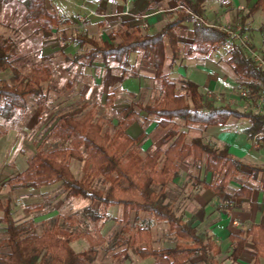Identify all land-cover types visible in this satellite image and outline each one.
Returning <instances> with one entry per match:
<instances>
[{"label": "trees", "instance_id": "trees-1", "mask_svg": "<svg viewBox=\"0 0 264 264\" xmlns=\"http://www.w3.org/2000/svg\"><path fill=\"white\" fill-rule=\"evenodd\" d=\"M47 1L20 0L26 12L25 21L36 25V32L42 34H51L61 26L78 29L71 41L79 48L86 44L90 46L83 55L87 60L86 65L92 66L97 58H100L104 66L115 63L124 78L123 75L132 65V55H139L149 63L154 79L160 82L162 98L152 105L137 107L148 119H152L156 127L166 130L162 143L167 147L163 151L159 148L145 158L136 152L135 146L141 141L143 134L136 137L128 134V130L136 123L131 110L126 111L113 134L103 131L102 125L94 121L90 110L79 118L65 115L51 126L50 134L68 142L69 147L37 151L29 159L26 168L7 180V184L29 191L59 184L67 197L98 202L105 208L122 207L124 224L115 235L116 242L123 241L134 246L135 253L142 260L151 259V264H187L195 259L202 264H218L220 245L216 244L207 231H197L190 226L183 214L174 213L167 201L166 188L179 177L181 165L191 159L200 163L205 173L214 179L211 183L201 182L200 187L209 190L218 199L219 206L227 209L234 199L250 198L252 195V189L246 185L228 192L229 183L243 175L247 166L230 155L227 145L214 148L204 144L201 139L186 142L184 134L177 131V122L208 128L224 127L230 119L243 117L249 125L242 132L251 143L254 139H259V134L264 131V98L257 112L241 114L228 105H216L212 100L206 99L198 85L189 79L180 80L182 92H179L166 72L167 51L171 55L170 64L173 65L180 52L177 31L182 24L188 23L191 24L192 39L186 45L187 54L208 56L226 49L228 57L225 63L238 82L256 95L264 94V73L255 67L253 59L234 36L218 25L210 26L205 22V3L212 0H171L175 9L174 16L158 31L141 33L140 25L123 23V29L118 33L119 42L116 44L113 36L98 43L92 38V34L79 28L80 25L75 27L69 19L58 15L54 7L50 9ZM256 11L264 16V0H257L249 13ZM14 55L13 41L0 38V72L10 70L14 73L11 84L0 80V119L6 121L12 118L15 111L26 109L28 97H37V103L42 105V87L51 76V70L47 66L33 67L29 75L19 74L13 66ZM134 77L137 78V74ZM120 81L122 80L119 79L118 82ZM107 98V104L111 106L112 97L109 95ZM71 160L83 163L80 179L74 177L69 167ZM248 169V177L256 181L258 189L264 192V167ZM100 178L108 185L104 191L94 187L95 180ZM36 208L38 206L32 209ZM30 210L26 208V211ZM0 212V224L6 235L3 244L6 249L0 253V264H91L96 258V246L104 242L102 236L94 240L84 234L91 247L83 252H75L70 244L78 240L80 235L59 231L55 227L38 234L33 221L16 223L10 198L0 201ZM142 212L167 225L179 242L161 249L154 248L150 226L139 219ZM82 213L94 222L104 218L89 208H85ZM131 214L133 220L128 224ZM247 239L255 251L253 264H257V256L263 258L264 264V252L261 251V245H264V216L246 232L229 235V241L235 244L230 255L232 260H237L242 253L248 243ZM125 257L129 258L127 254Z\"/></svg>", "mask_w": 264, "mask_h": 264}, {"label": "rangeland", "instance_id": "rangeland-1", "mask_svg": "<svg viewBox=\"0 0 264 264\" xmlns=\"http://www.w3.org/2000/svg\"><path fill=\"white\" fill-rule=\"evenodd\" d=\"M148 12L162 11L164 22H168L174 16L175 9L169 5L171 0H147ZM59 2L47 1V6L53 9V4ZM169 3V4H168ZM253 0H215L205 7L207 11L208 25L212 24L214 13L223 11L226 20L219 27L230 33L245 48L248 55L254 59L256 56L264 57V24L260 11L249 13V6ZM63 5V4H62ZM61 5V6H62ZM66 8L65 6H63ZM61 9V8H59ZM67 9V8H66ZM62 11V10H61ZM25 9L20 0H0V38L11 39L14 43V68L19 74L29 75L33 67L47 66L51 70L49 80L43 84L42 105L37 103V97L27 98V107L24 110L15 111L8 121L0 119V201L10 198L12 201L13 218L16 223L22 224L33 221L36 232L43 233L46 229L55 227L59 231L74 232L80 238L70 244L75 252H83L90 249L89 240L84 234L96 240L99 236L104 242L96 246V258L91 264H151V259H141L134 250V246L127 243L116 242L115 235L120 231L122 221V207L114 206L105 208L98 202H91L81 198L67 197L62 187L55 184L37 191L22 190L11 187L7 180L22 172L37 151H49L56 148L69 147V143L61 141L50 134L51 126L62 116L73 115L77 118L83 116L88 110L93 114L94 121L102 125L103 131L113 134L117 124L124 118L126 111H133L136 123L128 130V134L136 137L143 134L141 141L135 146L136 152L143 158L151 155L157 149L165 150L162 143L166 134L155 126L144 113L140 112L137 105H152L161 100L162 93L159 80L154 79L153 71L148 62L143 61L139 55L130 57L131 67L127 69L124 78L115 63L104 66L100 58L95 60L92 66H88L83 55L90 49L89 45L82 48L76 46L71 38L77 34L78 29L72 26H61L51 34L37 33V27L33 23L25 21ZM83 16V14H82ZM78 20L80 28L85 27L89 20ZM141 16H139V19ZM138 19V18H137ZM120 20H113L107 25L97 27L92 33L98 43L110 39L119 42L118 33L123 29ZM165 24V23H164ZM146 25L147 27H144ZM149 30L148 22L140 25L141 33ZM153 31L151 28L149 30ZM180 40V52L178 60L171 65V55L167 51L165 63L168 77L172 80L178 91L182 92L180 80L183 77L177 75L172 69L176 63L184 65L192 64V61L205 62L217 74L221 76L222 89L207 90L203 92L206 99L212 100L216 105H228L241 114L252 111L257 112L262 104L264 94L258 95L240 84L225 63L227 59L226 49H220L208 56L187 54V46L192 39L191 24H182L177 31ZM172 71L174 73H172ZM137 74V78H135ZM14 73L10 70L0 72V80L12 83ZM139 77V78H138ZM122 81L118 82L117 80ZM126 80L131 85L139 86L137 89L128 90L122 87ZM132 87H134L132 85ZM264 91V88L262 89ZM245 93V96H241ZM112 97V105L109 106L108 96ZM231 125H235L239 132L249 125L248 121L241 118H232ZM178 132L184 134V140L201 139L204 144L219 148L214 137L209 133L208 127L177 122ZM249 150L250 146L248 147ZM262 152V149L259 150ZM264 154V152H262ZM264 160V159H263ZM69 167L76 179L82 175L83 163L71 160ZM248 168H262L263 163L250 162ZM243 170L244 174L237 176L229 183L228 192H232L241 185H249L253 180L248 177L249 169ZM206 174L200 163L187 159L180 168L178 178L169 183L166 188L167 201L174 213L180 214L183 208V200L200 189L201 182H213V178ZM107 182L96 179L94 187L104 191ZM256 186V185H255ZM38 206L36 209H32ZM30 208V211H26ZM85 208L92 209L102 216L103 220L94 222L83 215ZM1 216V212H0ZM140 221L150 226L152 246L156 249L169 247L179 240L168 230L167 225L155 221L147 213L139 214ZM131 214L128 224H131ZM4 227L0 224V253L5 251ZM129 258H126L125 255Z\"/></svg>", "mask_w": 264, "mask_h": 264}, {"label": "crops", "instance_id": "crops-1", "mask_svg": "<svg viewBox=\"0 0 264 264\" xmlns=\"http://www.w3.org/2000/svg\"><path fill=\"white\" fill-rule=\"evenodd\" d=\"M59 6L54 4V11L61 16L69 19L75 27L79 26L78 20L84 18L89 20L88 24L83 29L92 34L97 27H104L107 23L113 20H120L122 23H128L130 26L141 25L142 22H148L149 30L152 32L158 31L166 19H164L163 12L155 11L148 12L147 0H128L123 1H107L96 2L94 0H57ZM56 1V2H57ZM160 2L161 0H156ZM257 0L249 6L253 7ZM215 0L208 2L206 5L214 3ZM63 4V5H62ZM169 4V3H168ZM62 5V6H61ZM65 6L66 8H64ZM171 9L173 5H169ZM207 6V7H208ZM205 7L204 20H207V11ZM61 8V9H59ZM62 10V11H61ZM83 14V16H82ZM259 15L257 11L255 15ZM262 14V13H261ZM263 15V14H262ZM141 16V19L138 20ZM212 24L220 25L226 20L223 11L214 13ZM264 21V16H263ZM264 24V22H263ZM103 26V27H102ZM80 28V27H79ZM148 30V31H149ZM92 32V33H91ZM192 64L184 65L183 62L176 63V67L172 69L177 75L189 79L198 85L200 92L203 94L207 90L222 89L221 85L224 83L219 74L205 65V62L192 61ZM172 71V73H174ZM118 81V80H117ZM131 81L126 80L122 83V87L132 90L139 88V86L130 84ZM229 120L224 127H209V133L214 137L216 145L220 148L224 145L229 147L230 155L245 166L250 162L263 163L264 150L254 151L251 148L250 141L243 134L239 132L236 126ZM250 149L249 150V147ZM209 175V174H208ZM210 178V176H209ZM210 183L209 181H204ZM248 186L252 189L250 198L234 199L228 204L229 208L223 209L218 204V199L213 196L209 190L200 189L191 196H187L183 200V208L180 210L184 215L187 223L194 227L197 231L205 230L209 233L216 244L220 245L221 253L217 257L218 264H253L255 251L249 239L245 245L242 253L238 256L237 260H232L230 255L235 248V244L229 241L230 234H237L239 232H246L252 225L258 224L264 216V192L258 189V184ZM256 185V186H255ZM229 186V185H228ZM240 186H238L239 188ZM236 190V189H235ZM261 251L264 252V245H261ZM187 264H202L198 259L192 260ZM257 264H263V258L257 256Z\"/></svg>", "mask_w": 264, "mask_h": 264}, {"label": "built area", "instance_id": "built-area-1", "mask_svg": "<svg viewBox=\"0 0 264 264\" xmlns=\"http://www.w3.org/2000/svg\"><path fill=\"white\" fill-rule=\"evenodd\" d=\"M144 27H147L144 25ZM254 65L257 69L262 71L264 73V57L263 56H256L253 59ZM241 96H245V93H241ZM263 130H264V125H263ZM259 139H254L250 144L251 148L254 151H259V150H264V131L259 134Z\"/></svg>", "mask_w": 264, "mask_h": 264}]
</instances>
